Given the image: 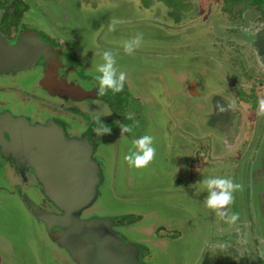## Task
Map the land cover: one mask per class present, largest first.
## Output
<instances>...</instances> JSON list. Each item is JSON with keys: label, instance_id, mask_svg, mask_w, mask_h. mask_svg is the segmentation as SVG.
<instances>
[{"label": "flooded vegetation", "instance_id": "af4514ba", "mask_svg": "<svg viewBox=\"0 0 264 264\" xmlns=\"http://www.w3.org/2000/svg\"><path fill=\"white\" fill-rule=\"evenodd\" d=\"M139 1L143 8L155 9L153 17L159 20V23L162 24L164 19L167 21V24L164 23L167 28L180 31L181 52L185 47L189 48L192 54H196V57H201L200 53L209 50L215 67L225 70L220 75L217 86L203 82L201 75L207 72L206 68L189 75L192 76L190 79H187L189 76L185 75L187 72L183 71L184 67L180 68L182 72H176L177 75H183L180 82L185 97L180 101L181 103H177V108L171 110V114L178 116L177 124L181 132L160 137L162 148L170 150L167 152L170 156L165 160L166 167L170 171L163 172L168 175L166 179L169 186H172L170 193L176 194L177 197L178 194L186 196L200 191L198 201L202 206L205 205L208 194L203 180L212 177L230 178L234 183L239 184L240 187L233 192L232 202L225 206L228 215L236 214V221L227 223L218 216L216 219L214 210L209 209L213 212L212 216L220 228L210 242L209 240L205 242V247L209 249V245L223 244L225 248L222 252H226L224 257L238 258L240 264H264V117L256 114L257 98H264V0ZM27 13L28 6L24 0H0L1 36L14 43L24 32L31 37L43 32L39 27H33L34 23L29 24L24 21ZM200 22L203 27L200 26ZM59 35L66 36L60 28H55L54 32L47 31L44 36L40 33L42 39L49 44V49L58 55L61 63L66 65L72 63L74 71L84 77V72L70 61L82 59L77 53L82 47L69 45L70 43ZM33 39L35 40L31 39L29 44L36 43L34 42L36 38ZM101 50L104 51L99 47V53H102ZM71 73V70L65 71V68L62 70L64 77ZM28 74L30 75L28 83L25 78H19ZM43 75L44 70L40 63L27 69L0 73V109H10L15 115H25L34 124L53 119L63 124L70 136L86 139L94 135V140L98 139L93 131L95 122L92 116L82 115L77 107H72L75 109L73 111L66 110L63 107L64 103L77 106L76 101L50 95L40 85ZM15 78L19 79L14 80ZM21 82L26 85V91L22 90L24 85ZM168 87L172 90L170 85ZM9 93L19 96V99L8 97ZM6 96L8 98H5ZM134 98L141 101L147 99V96L136 93ZM84 101L85 104L80 107L87 109L90 105L91 108H95V101H99V98H86ZM217 102L231 107L219 111ZM118 106L119 110H113L114 116L109 118L111 132L105 134L107 138L113 139L116 157L124 159L125 155L129 154L132 141L143 135L152 137L154 147L155 137L145 133L147 126L131 120L133 118L129 115V111L132 110L136 114L138 111L132 109L129 104L122 105L120 102ZM92 114L99 116V111ZM124 124L131 128L130 133L121 134L120 125ZM176 139L182 144L179 149L172 146ZM100 144L94 147L98 163ZM123 152L125 154H122ZM0 159L6 165H13L12 162L8 164L9 161L1 152ZM221 161L230 166L220 167L217 170V165H220ZM118 163L119 159L115 160V168L118 167ZM99 167L101 168L100 163ZM0 168H3V165L0 164ZM20 172L32 173V170L22 168ZM101 173L100 186L104 181L102 168ZM38 202L50 211H57L44 198ZM175 211L171 214L167 206L161 209L162 215L166 218L157 216L159 219L153 223V229L147 234L153 245H159L158 247L161 248L162 244L168 245L183 237L184 229H188V224L185 221L181 222L180 216H177ZM126 216L127 214L119 215L125 220V225L133 227L130 225L133 223H129ZM166 222L169 226L164 225ZM121 226L118 225L115 229ZM139 244L143 246L142 243ZM138 249L141 262L148 264L147 257L152 256V249L144 246ZM216 251L221 253L218 249H215ZM0 264H4L2 257ZM214 264L220 263L214 261Z\"/></svg>", "mask_w": 264, "mask_h": 264}, {"label": "rangeland", "instance_id": "374dc122", "mask_svg": "<svg viewBox=\"0 0 264 264\" xmlns=\"http://www.w3.org/2000/svg\"><path fill=\"white\" fill-rule=\"evenodd\" d=\"M24 1L28 6L26 22L34 23L33 27H39L43 36L47 31L54 32L52 28L62 26L60 29L66 36H59L64 37L69 45L82 47L77 52L82 59L72 61L84 72L85 77L96 85V89L98 83L94 77L99 75L96 65L103 61L101 53L98 60L89 46L97 44V40L103 50L112 52L115 58L114 67L117 72L122 71L125 74L124 81L127 83L124 82L122 90L118 93L110 90L104 93L114 101V106L101 105L104 108L99 113L100 119L109 126L113 108L119 110L120 102L122 105L129 104L132 109L138 111L137 114L129 111L133 118L131 120L147 126L145 133L155 137L153 158L146 166L135 168L122 157H116L112 138L99 136V163L104 175L103 184L99 188V200L95 205L99 216L127 214L125 218L129 223H133L130 224L133 227L122 225L118 230L128 240L152 249V256L147 257L148 264H214V261L220 264H240L238 258L224 257L226 252L219 253L215 252V249L205 247V242L212 240L220 226L215 222L213 212L206 205H200V191L186 196L178 194L175 197L176 194L170 193L172 186H169L168 175L163 174L165 170L168 173L170 171L165 161L170 156L167 153L170 150L162 148L160 137L181 132L177 124L178 116L171 114V110L177 108V103H181L185 97L180 82L183 75H177L176 72H182L180 68L184 67L183 71L187 72L185 75L189 76L206 68L207 72L201 75L203 82L217 86L220 75L225 70L215 67L211 52L207 50L208 53H200L201 57H196L189 48L184 47L181 52L180 31L167 28L164 25L167 21L162 17V24L155 20V9L143 8L139 0ZM200 26L203 27L202 22ZM137 35L140 36L139 46L135 47L131 54L125 53L123 42ZM86 55L91 57L87 59ZM19 78H25L28 83L30 75ZM190 78L192 76L187 79ZM21 83L24 85V82ZM22 90L26 91V85ZM136 93L147 96V99H135ZM8 97L19 99V96L13 93H9ZM138 114L140 115L137 116ZM178 140L172 143L177 149L182 145ZM125 149L127 151L126 147ZM117 159L119 163L115 168ZM0 164L3 165V168H0V240L5 238V264H75L65 250L51 241L44 225L30 214L12 185L6 163L0 159ZM228 166L230 164L221 161L217 170ZM165 206L170 208L171 214L176 210L175 214L180 216L181 222L188 224V229H184L183 237L168 245L162 244L159 248V245L150 242L147 234L153 229V223L159 219L157 216L166 218L161 213ZM215 217L217 219V215ZM164 225L169 226V223ZM2 256L3 248L0 246V257Z\"/></svg>", "mask_w": 264, "mask_h": 264}, {"label": "water", "instance_id": "95a60500", "mask_svg": "<svg viewBox=\"0 0 264 264\" xmlns=\"http://www.w3.org/2000/svg\"><path fill=\"white\" fill-rule=\"evenodd\" d=\"M40 33L31 37L24 32L14 43L0 34V73L27 69L40 63L44 70L40 85L52 96L76 101L77 106L64 103L66 110L73 111L72 107H77L82 115L93 117V112H102L104 107L101 105L113 107L110 103L114 101L108 94L99 95L94 89L96 85L74 71L72 63H61ZM33 38L36 43L29 44L31 39L35 40ZM96 43L89 48L99 60L101 46L99 41ZM63 68L71 70V75L64 77ZM95 96L99 98L95 108L90 105L87 109L80 107L85 104L84 99ZM96 137V140L94 135L80 139L70 136L65 126L53 119L34 124L25 115L0 109V152L8 164L13 163L6 165L12 185L30 214L44 225L51 241L65 250L75 264H146L141 262L140 246L115 229L125 225V220L119 216H99L95 211L102 178L94 152V147L99 145V136ZM22 168H30L32 173L20 172ZM41 198L57 211L42 207L38 202ZM1 239L5 241V238ZM0 241L5 264V242Z\"/></svg>", "mask_w": 264, "mask_h": 264}, {"label": "clouds", "instance_id": "9594fccd", "mask_svg": "<svg viewBox=\"0 0 264 264\" xmlns=\"http://www.w3.org/2000/svg\"><path fill=\"white\" fill-rule=\"evenodd\" d=\"M140 43V36L137 35L130 40L123 42V50L127 54H131L135 47H138ZM102 63L96 65V72L99 75L95 76L98 83L97 93L103 95L106 91L118 93L122 90L125 80V74L117 72L114 67L115 58L111 51L104 50L101 53ZM226 107L231 105H221L217 102V110L224 111ZM257 116L264 117V98H257ZM131 118V117H127ZM95 126L93 128L94 133L97 136L109 134L111 132L110 126L106 125L99 116H93ZM121 134L131 132V128L124 124L120 125ZM154 148L152 146V137L149 135L140 136L132 141V147L129 149V154H126L124 159L131 167L142 168L146 166L153 158ZM203 185L207 190V198L205 205L209 209L214 210L218 217L223 218L227 223L236 221V214L228 215L226 205H229L233 200L234 190L240 187L239 184L234 183L230 178H207L203 180ZM210 248H215L221 252L225 246L223 244L209 245Z\"/></svg>", "mask_w": 264, "mask_h": 264}]
</instances>
